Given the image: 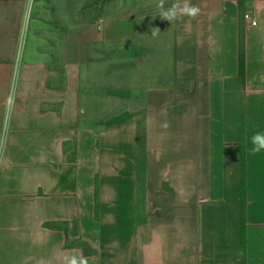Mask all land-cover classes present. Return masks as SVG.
Returning <instances> with one entry per match:
<instances>
[{"label": "crops", "instance_id": "crops-1", "mask_svg": "<svg viewBox=\"0 0 264 264\" xmlns=\"http://www.w3.org/2000/svg\"><path fill=\"white\" fill-rule=\"evenodd\" d=\"M158 2L42 50L30 0H0V264H264V0H190L201 14L173 22ZM99 46L103 71L135 83L105 88L123 105L94 125L82 93Z\"/></svg>", "mask_w": 264, "mask_h": 264}, {"label": "rangeland", "instance_id": "rangeland-1", "mask_svg": "<svg viewBox=\"0 0 264 264\" xmlns=\"http://www.w3.org/2000/svg\"><path fill=\"white\" fill-rule=\"evenodd\" d=\"M129 0H30V16L32 17L30 32L34 48L57 47V39L53 35H61L74 23L95 21L120 3ZM142 1V0H141ZM45 40V41H43ZM50 42H47V41ZM51 50V49H50ZM53 51V50H51ZM55 51V50H54ZM101 46L93 49L92 62L86 67L83 86V103L88 109L94 125L108 113L120 108L123 103L114 99H105L104 91L108 86H132L134 78L131 74H106L100 61L105 55ZM148 60L145 63L146 72L138 75L137 82L143 86L148 84ZM140 79V80H139Z\"/></svg>", "mask_w": 264, "mask_h": 264}, {"label": "clouds", "instance_id": "clouds-1", "mask_svg": "<svg viewBox=\"0 0 264 264\" xmlns=\"http://www.w3.org/2000/svg\"><path fill=\"white\" fill-rule=\"evenodd\" d=\"M159 11V16L169 22H173L177 19H182L184 16L189 17L190 19H196L201 14V8L198 5H194L190 0H176L171 7L164 8V0H159L157 4ZM160 33V29L152 28L151 34L153 37L157 36ZM167 127V125H164ZM251 154L255 155L261 151H264V133L256 132L251 137ZM63 264H89L87 257L83 256L81 253L79 256L72 255L63 257Z\"/></svg>", "mask_w": 264, "mask_h": 264}, {"label": "trees", "instance_id": "trees-1", "mask_svg": "<svg viewBox=\"0 0 264 264\" xmlns=\"http://www.w3.org/2000/svg\"><path fill=\"white\" fill-rule=\"evenodd\" d=\"M240 73L244 79V77H245V53H244V35H243V33L241 34V37H240ZM49 226L59 227V228H62L63 230H65L67 232V227L63 223L60 225L55 224V225H49ZM67 245L80 247L84 250V252L86 254H89L92 251L91 248L88 246V244L80 242V241L68 242Z\"/></svg>", "mask_w": 264, "mask_h": 264}, {"label": "built area", "instance_id": "built-area-1", "mask_svg": "<svg viewBox=\"0 0 264 264\" xmlns=\"http://www.w3.org/2000/svg\"><path fill=\"white\" fill-rule=\"evenodd\" d=\"M244 20L247 23H250L252 26H257L258 25V21L257 19L253 16V14L251 12H248L244 15Z\"/></svg>", "mask_w": 264, "mask_h": 264}]
</instances>
